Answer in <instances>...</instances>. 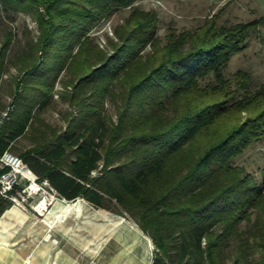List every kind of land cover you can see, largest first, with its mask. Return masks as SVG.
<instances>
[{
	"label": "trees",
	"instance_id": "16d2710c",
	"mask_svg": "<svg viewBox=\"0 0 264 264\" xmlns=\"http://www.w3.org/2000/svg\"><path fill=\"white\" fill-rule=\"evenodd\" d=\"M134 1L0 0L4 8L34 10L38 30L35 56H19L12 99L18 108L0 127V155L15 152L11 145L64 69L67 99L79 116L62 133L42 131L17 152L33 174L62 199L136 218L154 247L150 264H226L227 244L255 214L254 241L239 238L229 264H264L263 187L232 164L264 141V87L248 92L244 73L232 80L223 73L256 23L168 29L160 44L156 18L133 9L114 30L110 54L92 44L88 30ZM106 96L115 121L103 113Z\"/></svg>",
	"mask_w": 264,
	"mask_h": 264
},
{
	"label": "rangeland",
	"instance_id": "374dc122",
	"mask_svg": "<svg viewBox=\"0 0 264 264\" xmlns=\"http://www.w3.org/2000/svg\"><path fill=\"white\" fill-rule=\"evenodd\" d=\"M133 9L156 18L155 36L160 44L164 43L168 29L192 31L211 21L226 27L256 23L249 30L244 48L230 58L223 73L229 80L236 72L244 73L248 79V92L264 87V0H135L88 30L87 36L92 44L110 54L111 43L118 42L114 30L123 25ZM38 12H42L40 7ZM35 17L34 10L8 9L0 2V55L4 52L0 73V114L7 108L8 113L18 108L17 104H12V99L15 81L20 76L19 56L24 53L35 56L32 51L38 36ZM8 37L9 42L2 49ZM149 50L147 45L141 54ZM64 74L62 69L56 76L46 104L42 108H33L30 126L11 145L15 152L9 150V153L19 157L17 152L32 146L42 131L62 133L67 130V125H74L79 113L77 106L71 105L67 99L71 87L63 85ZM211 80L209 75L200 82ZM103 109L106 118L115 121L116 107L109 96L103 100ZM232 164L242 167L264 191L263 140L247 146ZM95 174L96 171L92 176ZM26 187V182H18L10 191L11 200L0 199V204L4 205L0 212V236L7 234L6 239L0 237V264H150L154 247L149 236L139 229L136 218L124 212L94 208L82 198L67 201L47 186L44 191L27 196L23 190ZM43 199V210L39 211L36 207ZM254 222L255 214H252L249 221L239 224L238 238L226 246V264L234 255L239 238L247 239L249 243L254 241L251 237L257 234ZM134 234L140 240H134ZM257 257L255 254L254 258Z\"/></svg>",
	"mask_w": 264,
	"mask_h": 264
},
{
	"label": "built area",
	"instance_id": "2783aa9c",
	"mask_svg": "<svg viewBox=\"0 0 264 264\" xmlns=\"http://www.w3.org/2000/svg\"><path fill=\"white\" fill-rule=\"evenodd\" d=\"M8 112L9 109L7 108L0 114V127L3 121L8 118ZM23 171H25L27 176H30L31 178L29 179L25 176L22 173ZM21 181L27 183V187L23 189L25 195L27 196H31L39 191H44L46 186L50 191L55 193L54 189L49 185L47 180L39 179L32 173L31 170H29L19 157L9 153L8 151H4L0 155V199L11 200L10 191L12 190V187Z\"/></svg>",
	"mask_w": 264,
	"mask_h": 264
},
{
	"label": "bare ground",
	"instance_id": "6f19581e",
	"mask_svg": "<svg viewBox=\"0 0 264 264\" xmlns=\"http://www.w3.org/2000/svg\"><path fill=\"white\" fill-rule=\"evenodd\" d=\"M25 176H27V174H26V172L25 171H23L22 172ZM29 179L31 178L30 176H27ZM45 199H43L40 203H39V205H38V207H36L39 211H42L43 210V204H44V201ZM46 205V204H45ZM128 231H130L129 229H128ZM131 233V232H130ZM137 237V239H139V237L138 236H136ZM135 240V239H134ZM135 243V242H134ZM146 245H147V243H146Z\"/></svg>",
	"mask_w": 264,
	"mask_h": 264
},
{
	"label": "crops",
	"instance_id": "0c3cea01",
	"mask_svg": "<svg viewBox=\"0 0 264 264\" xmlns=\"http://www.w3.org/2000/svg\"><path fill=\"white\" fill-rule=\"evenodd\" d=\"M6 236H7V234H6V235H2V236H0V237H1V238H2V240H3V239H6ZM136 236H138V235L134 234V236H133V237H134V239H137V237H136ZM139 240H140V239H139ZM139 242H140V244H141V241H139ZM0 250H1V249H0ZM3 256H4V255H2V258H1V260L3 259ZM122 256H123V257H126V258H127V257H131V256H130V255H128V254H122ZM131 259H132V258H131ZM138 261H139V260H138ZM140 264H141V263H140Z\"/></svg>",
	"mask_w": 264,
	"mask_h": 264
}]
</instances>
